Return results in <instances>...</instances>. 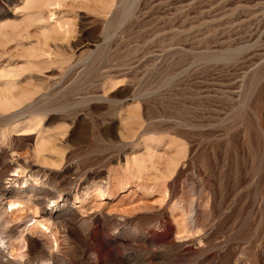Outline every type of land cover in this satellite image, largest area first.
<instances>
[{
	"label": "rangeland",
	"instance_id": "rangeland-1",
	"mask_svg": "<svg viewBox=\"0 0 264 264\" xmlns=\"http://www.w3.org/2000/svg\"><path fill=\"white\" fill-rule=\"evenodd\" d=\"M1 102L0 264H264V0H0Z\"/></svg>",
	"mask_w": 264,
	"mask_h": 264
},
{
	"label": "bare ground",
	"instance_id": "bare-ground-1",
	"mask_svg": "<svg viewBox=\"0 0 264 264\" xmlns=\"http://www.w3.org/2000/svg\"><path fill=\"white\" fill-rule=\"evenodd\" d=\"M3 102V101H2ZM2 102L0 103L1 105H4V103L2 104ZM0 105V106H1ZM7 177H12V176H7ZM15 177V176H14ZM8 180H10V179H8ZM12 182V181H11ZM43 182V183H42ZM40 183H42L41 185L42 186H44L45 187V185H46V182L45 181H41ZM8 193H7V191H6V189L5 188H2V187H0V198H2V197H5L6 195H7ZM99 194H100V198H104L105 196H106V192L104 191V190H100L99 191ZM50 196V199L49 200H46L45 198H46V196H44L43 198H42V203H41V205H40V211L42 212V214L43 215H45V216H47L48 218H53L54 217V213L56 212V210H55V207H57V206H60L59 204L58 205H56L55 203H56V201L55 200H58V199H60L61 198V194H59V195H57V196H54L53 195V193L51 194V195H49ZM55 199V200H54ZM15 205V204H14ZM13 204H10V206L12 207V206H14ZM25 218H23V221H25V223L26 224H24V225H27L29 222H30V217L29 218H27V219H25ZM191 222V221H190ZM187 224V223H186ZM18 228V227H17ZM20 228V227H19ZM44 230H46V229H44ZM22 238V237H21ZM1 239H0V243H1ZM2 247V246H1ZM0 247V256H1V251H3L2 250V248ZM24 247V246H23ZM39 248H41V247H39ZM57 250V249H56ZM41 259L43 260V262L45 263V264H55V262L57 261V260H55V257L54 256H52V254L51 255H48V254H46V253H42L41 254ZM64 264V263H63Z\"/></svg>",
	"mask_w": 264,
	"mask_h": 264
}]
</instances>
